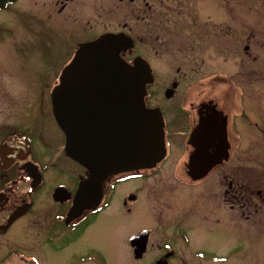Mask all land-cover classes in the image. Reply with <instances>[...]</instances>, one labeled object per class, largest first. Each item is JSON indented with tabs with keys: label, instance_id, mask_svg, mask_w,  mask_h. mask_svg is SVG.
<instances>
[{
	"label": "flooded vegetation",
	"instance_id": "obj_1",
	"mask_svg": "<svg viewBox=\"0 0 264 264\" xmlns=\"http://www.w3.org/2000/svg\"><path fill=\"white\" fill-rule=\"evenodd\" d=\"M22 2L12 4L17 5L19 18L28 14L30 23L47 21L51 27L47 34L26 27L44 58L36 77L24 83L9 72L13 78L6 74L0 79V264H39L43 257H56L58 264L64 260L67 264H103L102 252L89 246L84 235L99 217L114 213L129 227L116 245V264L122 259V264H264V118L257 125L247 113L249 102L261 106L262 85H257L253 95L245 78L238 82L228 77L219 104L202 98L187 109V97L200 80L194 76L190 54L178 60L190 74L180 70L182 66L174 73L166 66L169 73L165 77L156 70L162 66L157 58L161 51L173 50V34L167 39L166 34L152 31L136 34L126 24L106 28L97 18L86 26L82 22L88 13L84 1L55 0L52 5L49 0L43 1L44 7L30 10L25 0L24 11ZM102 2L91 6L97 8ZM107 33L128 35L133 45L124 58L132 61L140 56L152 69L154 80L145 102L162 109L166 153L153 167L107 176L97 207L69 216L87 170L64 153L65 138L55 122L51 92L79 45ZM26 35L30 34H21V38H29ZM258 65L264 68L263 61ZM10 82L19 84L12 87ZM163 85H175L170 99L159 97ZM236 86L239 94H229ZM173 126L178 130L173 132ZM221 132L225 157L213 159L201 175L199 166L210 164L222 147L217 141ZM191 133L196 137L190 138ZM248 142L259 144L255 171L253 165L234 158ZM196 148L203 152L193 162L197 173L191 177L188 161ZM196 231L203 236L195 237ZM215 235L229 239L217 240Z\"/></svg>",
	"mask_w": 264,
	"mask_h": 264
},
{
	"label": "rangeland",
	"instance_id": "obj_2",
	"mask_svg": "<svg viewBox=\"0 0 264 264\" xmlns=\"http://www.w3.org/2000/svg\"><path fill=\"white\" fill-rule=\"evenodd\" d=\"M43 1L49 0H29L27 8L30 10L42 8ZM78 1L86 2L84 9L86 8L88 13L82 18L86 26L95 23L97 18V21L106 28L117 29L126 24L136 34H149L148 31H152L150 34H166V39L168 34H173L170 38L173 50L167 51L164 48L161 51L162 54L157 58L162 66L156 70L160 76L165 77L169 71L174 73L178 66H182L179 69L190 74L191 71L185 70L182 62L178 63L186 53L190 54L196 70L194 76L198 75L196 77L200 80L195 90H191L187 97V109L189 104H196L202 98H210L219 104L221 96L226 94L225 80L228 79L226 77L236 79L238 82L245 78L253 95L256 94L258 84L264 89V68L261 69L258 65L261 61L264 63V0H145L151 9L144 5L143 0H135L133 3L127 0L122 3H118L117 0H102V6L97 8L91 4H98L99 0H74L75 3ZM54 2L55 0H50L52 5ZM22 4L24 11L25 0ZM16 6L0 12V73H2L0 79L4 78L3 75L12 74L26 83L36 77L44 61L31 38L33 33L26 27L32 28L36 34H47L51 23L45 20L38 24H34L33 21L30 23L27 20L28 14H23L21 19ZM21 34L30 35H26L29 38L22 39ZM3 35H12L14 38L1 39L4 38ZM246 46L249 47L247 52ZM242 63L248 69L252 68L253 72H246L247 68H243ZM210 75L216 79L211 80ZM261 77L262 82L258 81ZM10 83L12 87L19 84ZM229 94L238 95L239 86L233 87L232 93ZM175 101L176 98L173 99V103ZM247 113L258 125L259 120L264 118V99L261 106L255 101L249 102ZM173 114L175 115V112ZM251 129L256 133L254 127ZM171 130L175 132L178 128L173 126ZM173 136L176 142L175 133ZM236 153L235 159L246 161L247 166L253 165L255 171V166L259 165L256 161L260 159L258 143L248 142V145L242 146ZM128 228L124 220L114 213L99 217L94 225L88 227L84 238L89 246H97L100 249L105 257L103 264H116L114 251L121 240L122 231ZM195 234L197 238L203 236L201 231H196ZM218 239H229V236H218ZM65 261L64 264H67ZM58 262L56 257L51 259L43 257L39 264Z\"/></svg>",
	"mask_w": 264,
	"mask_h": 264
},
{
	"label": "water",
	"instance_id": "obj_3",
	"mask_svg": "<svg viewBox=\"0 0 264 264\" xmlns=\"http://www.w3.org/2000/svg\"><path fill=\"white\" fill-rule=\"evenodd\" d=\"M13 1L0 0V8ZM129 45L128 38L112 34L81 45L53 92L65 152L89 171L76 208L96 204L107 173L150 166L163 155L161 117L143 105L148 68L140 59L129 65L119 56Z\"/></svg>",
	"mask_w": 264,
	"mask_h": 264
}]
</instances>
